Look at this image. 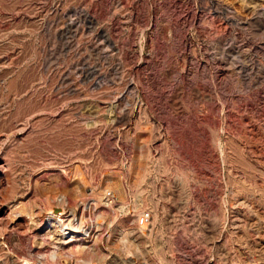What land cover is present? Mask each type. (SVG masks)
Instances as JSON below:
<instances>
[{
  "label": "rangeland",
  "instance_id": "374dc122",
  "mask_svg": "<svg viewBox=\"0 0 264 264\" xmlns=\"http://www.w3.org/2000/svg\"><path fill=\"white\" fill-rule=\"evenodd\" d=\"M0 166V264H264V0H0Z\"/></svg>",
  "mask_w": 264,
  "mask_h": 264
},
{
  "label": "bare ground",
  "instance_id": "6f19581e",
  "mask_svg": "<svg viewBox=\"0 0 264 264\" xmlns=\"http://www.w3.org/2000/svg\"><path fill=\"white\" fill-rule=\"evenodd\" d=\"M61 15V14H60ZM2 166H0V169H1ZM65 198H63L62 196L60 197V199L58 198L57 202L58 205L60 207H62L64 209V214H62L60 217L58 216H54V215H50L48 217H44V221H45V224L46 226L49 227L50 232L52 235H53V239H54V244L60 246V245H63V244H66L64 241L66 239V236H67V232L69 233V230H73L75 231L76 229H70L67 225V211H66V202L64 201ZM35 201V200H34ZM53 201H55L53 199ZM66 203V204H65ZM40 206L36 205L34 207V210H37V209H40L39 208ZM251 210V209H250ZM253 211V210H252ZM256 212V211H255ZM41 213V212H40ZM36 216V215H35ZM34 215L31 217V219L29 220V223H27V230L29 229H32L33 228H39L37 225V220H36V217ZM39 217V216H38ZM242 218V217H241ZM240 220L243 221L244 224H247L249 222V219L248 218H242V219H239L238 217V220L240 222ZM3 221V220H2ZM81 229V228H80ZM31 231V230H30ZM83 232V231H82ZM13 233V232H12ZM17 235V234H16ZM78 235V234H77ZM11 236V235H10ZM75 236V235H74ZM12 237L13 239L16 238V236L14 237V235L12 234ZM262 239L256 244V243H253V245H257V246H262L264 244V237H261ZM76 239H69L67 242H73L75 241ZM254 247V246H253ZM262 251V250H261ZM263 255H264V248H263Z\"/></svg>",
  "mask_w": 264,
  "mask_h": 264
},
{
  "label": "built area",
  "instance_id": "2783aa9c",
  "mask_svg": "<svg viewBox=\"0 0 264 264\" xmlns=\"http://www.w3.org/2000/svg\"><path fill=\"white\" fill-rule=\"evenodd\" d=\"M102 198H103V201L106 205H111L115 202V197H114L113 193L110 191H106L103 194ZM149 220H150V214L148 212H143L138 217L139 224H141V225H147L149 223Z\"/></svg>",
  "mask_w": 264,
  "mask_h": 264
}]
</instances>
